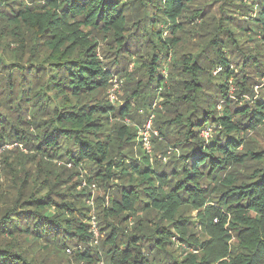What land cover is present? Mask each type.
<instances>
[{
  "label": "trees",
  "instance_id": "trees-1",
  "mask_svg": "<svg viewBox=\"0 0 264 264\" xmlns=\"http://www.w3.org/2000/svg\"><path fill=\"white\" fill-rule=\"evenodd\" d=\"M261 80L264 0H0V264H264Z\"/></svg>",
  "mask_w": 264,
  "mask_h": 264
},
{
  "label": "rangeland",
  "instance_id": "rangeland-1",
  "mask_svg": "<svg viewBox=\"0 0 264 264\" xmlns=\"http://www.w3.org/2000/svg\"><path fill=\"white\" fill-rule=\"evenodd\" d=\"M5 1H9V0H5ZM211 7H212V10L210 11L211 15H214L216 17V21L219 22V19L221 18V14H220V10H219L220 4H213ZM201 23H202L201 21H199L198 23H191V26L197 27L198 29H200V27L202 26ZM165 32L167 33V31H165ZM167 34H165V36ZM167 37H169V35H167ZM183 39H184V41H183V45H184L183 51L184 52L186 50L191 51V52H197L200 50L197 46L199 43V37L196 35L195 32L187 33ZM133 68H135V66L133 63H131L129 70L133 71L134 70ZM166 68H167V64L165 65V68H163V70H162V73L165 76H167V74H168V68L167 69ZM217 74H218V72H215L214 76H216ZM124 84H125V81L123 79L115 77V79L113 81V86H112L111 90L109 91V96L110 97L112 96V98H110L109 102L111 104H113L115 107H117V106L119 107L120 103L123 101L122 99L125 95L124 89H123ZM257 85L258 86H255V88H254V91L256 93V98L264 97V80H261L260 83ZM230 94L232 97H236L234 88H232V91H230ZM247 101H249V100H247ZM162 111H163V106L161 105V101L159 100V98H157L156 100H154L152 107L147 111V114H145L144 111L140 112L141 115L145 116V121H144L143 126L140 128L139 135H138V138H139L138 141H140V143L142 144L144 151H146L147 154H149V156H152L153 158L156 155L155 150H154L155 144L153 143V138H158L160 136L159 130L155 126V122H156L158 113L162 112ZM127 123H130V121H128ZM149 124H150L149 135L147 133L143 134V132H146L144 130L146 129L147 125H149ZM211 133H213L212 129H208V130L204 131L203 135L207 138V137H209V135H211ZM261 133L262 134L260 136H257V137L252 136V138H251L253 141L257 142V147L259 146L258 149L260 151L264 150V131ZM147 136L150 137V143H151L150 151H148V149H146L145 144H143L144 137H147ZM10 147H12V146H10ZM171 152L172 151H170V153ZM167 159H168V157H164V158H161L160 160H163L165 162V161H167ZM85 187H86V185L84 184L82 188H85ZM91 192H92L93 198L90 202L87 201V203L90 205L92 210H94L96 208L95 201H94L95 198L97 196L103 197L104 193L101 189H99L97 187V184L93 185L91 187ZM93 217H94V219L92 222V227L94 225V227H93L94 230H97L96 242H95V243H97L98 239H100V238H99V233H98V229H97L96 218L94 215H93Z\"/></svg>",
  "mask_w": 264,
  "mask_h": 264
},
{
  "label": "built area",
  "instance_id": "built-area-1",
  "mask_svg": "<svg viewBox=\"0 0 264 264\" xmlns=\"http://www.w3.org/2000/svg\"><path fill=\"white\" fill-rule=\"evenodd\" d=\"M110 98H112V96ZM149 130H150V124L147 125L146 129L144 130L146 132H143V134L144 133H147L149 135ZM143 144H145L146 149H148V151H150V149H151L150 137H148V136L147 137H144ZM93 227H94V225H93ZM93 227H92V231L96 235L97 230H94Z\"/></svg>",
  "mask_w": 264,
  "mask_h": 264
}]
</instances>
